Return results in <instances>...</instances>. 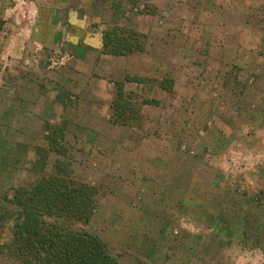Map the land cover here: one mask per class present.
<instances>
[{"label": "rangeland", "instance_id": "rangeland-1", "mask_svg": "<svg viewBox=\"0 0 264 264\" xmlns=\"http://www.w3.org/2000/svg\"><path fill=\"white\" fill-rule=\"evenodd\" d=\"M115 28L142 49L107 54ZM58 161L118 264H264V0H0V264Z\"/></svg>", "mask_w": 264, "mask_h": 264}, {"label": "trees", "instance_id": "trees-1", "mask_svg": "<svg viewBox=\"0 0 264 264\" xmlns=\"http://www.w3.org/2000/svg\"><path fill=\"white\" fill-rule=\"evenodd\" d=\"M130 35V36H129ZM135 36V42L131 39ZM135 33H121L119 28L106 32L103 45L107 54L123 56L142 49ZM126 76V81H141ZM117 100L123 99V81L117 82ZM50 149H55L56 137H47ZM52 146V147H51ZM40 150L39 156L45 157ZM97 191L92 186L73 178L67 163L58 161L55 174L42 177L26 188H17L11 203L17 207L10 215L14 218L11 240L2 244V252L20 264H118L106 244L85 230H73L66 223H87L96 209ZM8 217V210L0 205V221ZM49 218L56 221L49 222Z\"/></svg>", "mask_w": 264, "mask_h": 264}]
</instances>
